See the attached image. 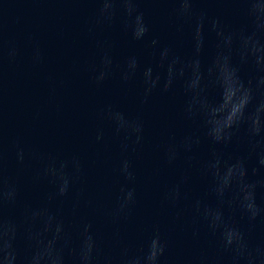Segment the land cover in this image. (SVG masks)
<instances>
[{"label": "clouds", "instance_id": "1", "mask_svg": "<svg viewBox=\"0 0 264 264\" xmlns=\"http://www.w3.org/2000/svg\"><path fill=\"white\" fill-rule=\"evenodd\" d=\"M98 23L111 24L117 15L122 17L124 30L135 41H143L150 33V25L141 3H171V12L180 28L187 27L194 41L192 57L181 58L170 46H163L154 52L158 55V66H166V82L163 91L168 92L174 81H179L185 97L183 114L185 118L198 120L202 136L189 134L178 143L165 146L167 162L172 164L181 151L193 152L206 139L212 145L228 146L235 141L246 142V152L221 161L213 149L211 158L202 165L211 178V192L230 209L239 211L247 218L250 226L264 218V207L257 203L258 191L264 190V0H96ZM214 3L233 6L230 11L235 17L231 25L221 15H211L198 4ZM179 30V29H178ZM215 41V55L205 67L201 59L207 37ZM159 44L152 39L153 47ZM112 59L107 54L101 57V70L94 77L99 86L110 74ZM248 68L251 74L244 75ZM139 69L137 57L126 59L122 79L127 82ZM233 81V93L226 107L223 95L214 103L208 97L210 86L221 87L224 70ZM160 76L153 75V68L143 71V99L157 88ZM117 133L135 145L141 144L144 122L138 116L130 118L111 106L103 112ZM103 138L98 132L97 141ZM134 138V139H133ZM129 145H122L126 152ZM16 160L25 163V149L15 144ZM39 167L34 182L46 181L53 191L47 200L67 197L70 187L81 178L82 167L76 157L61 159L48 154L32 153ZM5 153L0 138V264H163L168 242L159 229L153 230L143 246L133 252L123 248L119 259L105 254L93 225L81 221L75 240L65 230L62 220L47 206L25 205L19 216L10 215L8 209L20 203L21 190L17 181L5 174ZM120 171L126 185L121 188V197L113 220L128 219L136 203L135 181L131 162L124 159ZM181 178V183L186 181ZM166 199L173 205L181 199L180 184L169 189ZM195 212L201 216L212 233H219L220 246L228 254V264H264V245L253 244L250 232L225 217L221 208H210L196 201ZM199 236L198 231L193 237ZM191 264H209L206 256L195 258Z\"/></svg>", "mask_w": 264, "mask_h": 264}]
</instances>
